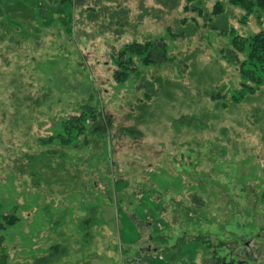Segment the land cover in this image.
I'll list each match as a JSON object with an SVG mask.
<instances>
[{
    "label": "rangeland",
    "instance_id": "1",
    "mask_svg": "<svg viewBox=\"0 0 264 264\" xmlns=\"http://www.w3.org/2000/svg\"><path fill=\"white\" fill-rule=\"evenodd\" d=\"M118 1V35L88 0L45 18L4 2L0 264H264V78H241L248 49L235 62L230 45L264 30V10ZM145 40L163 48L137 65L150 96L111 77L112 50ZM87 104L111 127L85 114L65 129Z\"/></svg>",
    "mask_w": 264,
    "mask_h": 264
},
{
    "label": "trees",
    "instance_id": "2",
    "mask_svg": "<svg viewBox=\"0 0 264 264\" xmlns=\"http://www.w3.org/2000/svg\"><path fill=\"white\" fill-rule=\"evenodd\" d=\"M7 0H0V13L2 9L8 7L4 2ZM27 1L28 12L42 17L47 16L46 11H50L52 6H68V5H83L85 0H25ZM87 13H94L99 17H102L108 28H116L113 31V35H118L119 32L124 31V27L129 24L128 22V10L122 6V1L118 0H88ZM106 1V6L96 7L93 11L95 4ZM195 1V0H189ZM119 2V3H118ZM233 6H239L245 13H250L253 7L264 10V0H229ZM223 14V8L220 3H217L212 12V16L219 17ZM118 31V32H117ZM145 40L143 42H129L121 45L118 50H112L111 58L115 69H113L112 80L114 83L121 85L127 82V79L132 75L135 80L143 82L141 86L145 89L150 96L148 89V83H144L143 77L138 74L137 65L148 66L159 61L161 55V45L156 41ZM233 54L235 57L233 61H238L236 55L244 52L245 46H247L248 52L245 60L240 64V76L246 79L250 83L256 85L260 84L261 79L264 78V30L258 34L252 36L248 40L241 38H233L230 43ZM163 50V48H162ZM246 65V66H245ZM245 66V67H244ZM155 84V83H154ZM243 89V88H242ZM244 90V89H243ZM87 104L83 106L81 110V117H73L64 123V128L75 129L77 134L83 130V124L81 122L85 118V114H89L92 118L91 132L101 134L106 129L111 127V120L106 115L101 114L97 107ZM14 219V218H13ZM14 222L11 220L10 224ZM217 251V250H216Z\"/></svg>",
    "mask_w": 264,
    "mask_h": 264
},
{
    "label": "flooded vegetation",
    "instance_id": "3",
    "mask_svg": "<svg viewBox=\"0 0 264 264\" xmlns=\"http://www.w3.org/2000/svg\"><path fill=\"white\" fill-rule=\"evenodd\" d=\"M147 242L149 243V246L146 248V249H147L146 251L149 252V250H150V251L153 250V249H150V247L152 246V243H153V239H152V238H148V239H147ZM153 244H154V243H153ZM154 249H156V248H154ZM139 256L141 257L142 255L139 254ZM229 258H231V257L228 256L227 259H229ZM221 264H225V262L223 261V262H221ZM228 264H231V263H228Z\"/></svg>",
    "mask_w": 264,
    "mask_h": 264
}]
</instances>
